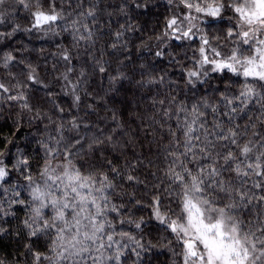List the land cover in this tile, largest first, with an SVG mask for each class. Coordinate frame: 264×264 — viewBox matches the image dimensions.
Segmentation results:
<instances>
[{
  "label": "snow or ice",
  "instance_id": "obj_1",
  "mask_svg": "<svg viewBox=\"0 0 264 264\" xmlns=\"http://www.w3.org/2000/svg\"><path fill=\"white\" fill-rule=\"evenodd\" d=\"M165 2L152 60L137 66L130 12L152 0H0V28L10 26L0 44L21 33L68 39L49 54L53 71L65 68L57 92L19 49L0 54L9 80H0V111L17 110L14 138L0 149V238L23 212L16 264H151L159 249L171 264H264V0ZM21 13L27 25L16 22ZM115 17L125 23L113 30ZM102 40L111 42L97 47ZM165 56L179 80L154 74ZM97 76L122 106L105 104V116L104 98L88 90ZM129 92L151 115L124 118ZM24 117L36 132L20 145Z\"/></svg>",
  "mask_w": 264,
  "mask_h": 264
},
{
  "label": "trees",
  "instance_id": "obj_2",
  "mask_svg": "<svg viewBox=\"0 0 264 264\" xmlns=\"http://www.w3.org/2000/svg\"><path fill=\"white\" fill-rule=\"evenodd\" d=\"M46 2V0H45ZM132 17V21L136 24L139 28V31L126 36V39L129 40V49L128 51L131 53V59L133 62L138 66L140 63H145L147 61L152 60V52L156 50V41L154 37L159 35L162 27L164 18L170 15L168 11V6L165 0H152V6L149 7L147 10L142 9H133L130 12ZM123 24L125 23L124 18L122 17H115L113 18V30L118 27V23ZM17 23L22 25H27L28 21L24 19L23 14L21 13L16 20ZM10 30L9 25H5V27L0 28V31H7ZM152 38L149 41V38ZM145 41H148L151 45V50H144L140 46ZM111 42L110 40H102L97 44V47H100V44ZM57 43H68V39L65 38L61 41L59 38L53 42L51 38L48 39H41L36 35H29L26 33L17 34V36L10 42H5L4 44H0V54L3 52L12 51L13 49H19L20 51L15 52L14 54L17 55L18 59H26L28 62H31L33 65L37 66V69L40 73L41 79L44 80L45 83H50L55 81V77L59 75L60 72L65 71L63 66V62L57 65V70L53 71L52 64L55 63V59L51 57L49 54L55 52L56 44ZM24 47H21V46ZM24 48L27 51H24ZM41 49H43V54H41ZM172 51H176L175 42H173ZM99 55V53H97ZM47 57V60H45ZM107 58V57H106ZM115 65H113V68ZM156 72L154 74H163L161 70L166 69L168 73V77L172 80H179L180 79V71L178 67H173L168 63V57L165 56L162 59L156 61ZM12 72H15L20 79H24L23 76L20 75V69L13 67L11 68ZM113 74L115 72L113 71ZM131 75V73L129 72ZM0 80H4L5 83H8V76L7 70L0 68ZM14 83V81H12ZM128 85L125 84V88ZM60 88V82L55 81V86L52 88L53 92H57ZM109 88L108 81L106 79L102 80L97 76L91 79L89 91H91L94 95L97 96V100H100L101 97L104 99L100 101L98 104V114L99 116L107 115L105 110V104L109 108H121L122 106L118 103L114 104L112 102L111 95L107 93V89ZM123 89L121 90V95L117 97V100L124 99ZM37 95L42 96L43 92H38ZM127 98L133 100V104L129 106L127 110L124 112V118L127 120L129 118V112L135 110L145 116L151 115V109L147 103L144 101L140 104V107H136L137 100L140 99L139 96L133 98L131 92L127 93ZM61 106L70 108V99L68 97L61 96L59 99ZM87 102H92L90 99ZM46 108L50 107L45 105ZM83 115V112L80 113ZM17 119V110L16 109H9L8 107H4L2 111H0V149H5L6 140L12 139L13 132L15 130L16 124L15 121ZM92 119H96V117H92ZM22 130L15 135L16 142L20 145L27 143V141L32 137V135L36 132V129L30 126L27 122V117H24L22 120ZM105 125H102V127ZM111 125H108L110 127ZM131 127L135 130L136 123H132ZM143 136V133H141ZM36 148L35 143L30 145V155L35 157L37 154L34 151ZM14 151V150H13ZM35 167V164H34ZM140 215H147L146 212H137L136 216ZM23 212L17 213V218L10 219L9 223L6 227H9L11 230V235H5L3 238H0V256L6 257L8 260V264H16V261L20 258V253L23 252V243L24 237L21 235L19 239L15 236V233L19 231V218H22ZM157 232L155 228L151 230V235L148 236V239H152L153 242H156ZM39 250L43 251V248ZM151 264H171L170 253L166 250L159 249L153 250L151 254ZM23 264V262H21Z\"/></svg>",
  "mask_w": 264,
  "mask_h": 264
}]
</instances>
